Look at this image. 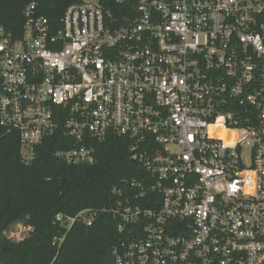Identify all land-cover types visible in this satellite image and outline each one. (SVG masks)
Listing matches in <instances>:
<instances>
[{"label":"built area","instance_id":"2783aa9c","mask_svg":"<svg viewBox=\"0 0 264 264\" xmlns=\"http://www.w3.org/2000/svg\"><path fill=\"white\" fill-rule=\"evenodd\" d=\"M0 26V126L29 164L62 126L67 165L113 133L140 178L112 190L113 264H264V0H77L60 27ZM98 217L58 214L70 228Z\"/></svg>","mask_w":264,"mask_h":264},{"label":"trees","instance_id":"16d2710c","mask_svg":"<svg viewBox=\"0 0 264 264\" xmlns=\"http://www.w3.org/2000/svg\"><path fill=\"white\" fill-rule=\"evenodd\" d=\"M77 0H0V26L20 38L25 7L35 2L38 13L60 27L66 9ZM62 128L44 139L35 159L21 157L19 133L0 126V264H113L118 242L117 222L109 209L116 202L112 190L143 175L131 160L126 137L109 134L96 144L92 165H67L54 156L65 149ZM98 213L92 225L81 220L68 228L58 214L76 217L83 210ZM15 223L29 228L18 243L5 235Z\"/></svg>","mask_w":264,"mask_h":264},{"label":"rangeland","instance_id":"374dc122","mask_svg":"<svg viewBox=\"0 0 264 264\" xmlns=\"http://www.w3.org/2000/svg\"><path fill=\"white\" fill-rule=\"evenodd\" d=\"M28 231L29 228H26L21 223H15L6 230L5 235L11 241L18 243L24 239Z\"/></svg>","mask_w":264,"mask_h":264}]
</instances>
